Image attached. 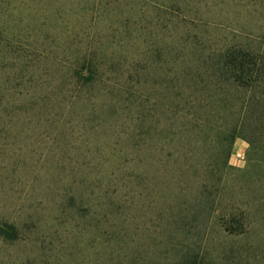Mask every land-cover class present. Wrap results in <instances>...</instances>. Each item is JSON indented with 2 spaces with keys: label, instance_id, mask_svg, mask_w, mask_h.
Returning <instances> with one entry per match:
<instances>
[{
  "label": "rangeland",
  "instance_id": "1",
  "mask_svg": "<svg viewBox=\"0 0 264 264\" xmlns=\"http://www.w3.org/2000/svg\"><path fill=\"white\" fill-rule=\"evenodd\" d=\"M157 1L102 0L79 43L69 0H0V264H264V105L233 133L249 92L182 75L263 52L264 0Z\"/></svg>",
  "mask_w": 264,
  "mask_h": 264
},
{
  "label": "trees",
  "instance_id": "2",
  "mask_svg": "<svg viewBox=\"0 0 264 264\" xmlns=\"http://www.w3.org/2000/svg\"><path fill=\"white\" fill-rule=\"evenodd\" d=\"M84 1H86L87 4H81L83 0H69V3L68 5H66L65 10H58L60 13H62V11L64 13L68 12V14L70 15V27H74L79 30L78 32H73V42H81L80 40L82 38V32L80 30L87 29L90 27L95 28V26L100 21L103 22L107 18V13H104L102 9V0ZM129 1L138 4V8L136 9V11L138 10L139 12L144 13L146 12L145 7L146 5H148V3L153 2L156 8L159 10L166 6L163 2H159L157 0ZM47 10L48 8H43L42 15L49 20L50 14ZM80 11L83 13H80ZM104 14H106L105 18H103ZM93 35L94 33H92L91 36ZM90 37L84 49V58L74 59L76 66L80 64L83 60V66H77L75 72L73 73V76L79 78L77 79V82L74 81V88H77V92H80V90L84 88V86L87 84L93 87L101 83L104 78L103 73L101 71L102 60H95V58H90L91 51L96 47L95 42L98 41L93 38H91L90 40ZM206 64L207 67L204 71L196 72L197 70L194 68L193 70L182 73V75L184 74L186 75V77H194V74L201 75L202 73L208 74V77L220 75V77H222L229 84L231 89L242 88L249 92V96L247 98L246 103H243V112L238 118L239 122L237 121V123L235 124V128L233 130L234 133L236 132L239 126H245V124L247 123L246 120L249 119V116L246 115V111L251 108L257 107V105H264V51L260 54H257L249 49L231 47L219 55L216 65L214 67V64ZM84 70L87 71V74L84 73ZM232 84L234 86H232ZM117 89L118 91H120L121 86L119 85ZM247 133L248 142L250 144L249 150L251 152V150L253 151V149H255V138L257 137L255 136V132L253 131L248 130ZM15 227L16 226L12 223H0V234H4L5 236L12 238L15 236L16 233L17 228Z\"/></svg>",
  "mask_w": 264,
  "mask_h": 264
}]
</instances>
